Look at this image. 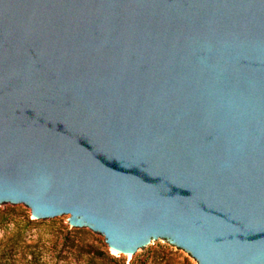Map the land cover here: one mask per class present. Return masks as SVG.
<instances>
[{
    "label": "water",
    "instance_id": "obj_1",
    "mask_svg": "<svg viewBox=\"0 0 264 264\" xmlns=\"http://www.w3.org/2000/svg\"><path fill=\"white\" fill-rule=\"evenodd\" d=\"M1 202L264 264V0H0Z\"/></svg>",
    "mask_w": 264,
    "mask_h": 264
},
{
    "label": "rangeland",
    "instance_id": "obj_2",
    "mask_svg": "<svg viewBox=\"0 0 264 264\" xmlns=\"http://www.w3.org/2000/svg\"><path fill=\"white\" fill-rule=\"evenodd\" d=\"M0 264H198L163 240L132 258L117 256L104 237L72 226L64 215L35 219L23 203H0Z\"/></svg>",
    "mask_w": 264,
    "mask_h": 264
},
{
    "label": "bare ground",
    "instance_id": "obj_3",
    "mask_svg": "<svg viewBox=\"0 0 264 264\" xmlns=\"http://www.w3.org/2000/svg\"><path fill=\"white\" fill-rule=\"evenodd\" d=\"M112 251V250H111ZM113 252V251H112Z\"/></svg>",
    "mask_w": 264,
    "mask_h": 264
}]
</instances>
